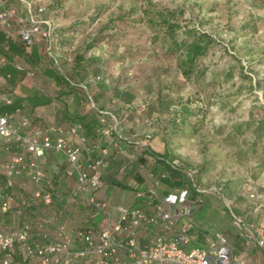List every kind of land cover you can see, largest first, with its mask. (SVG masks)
<instances>
[{
    "label": "rangeland",
    "instance_id": "obj_1",
    "mask_svg": "<svg viewBox=\"0 0 264 264\" xmlns=\"http://www.w3.org/2000/svg\"><path fill=\"white\" fill-rule=\"evenodd\" d=\"M152 5L181 10L183 26H195L215 39L207 55L199 59L200 73L196 76L185 77L175 56L165 53L159 40L152 41L155 30L149 27L145 17V10ZM50 7L54 33L59 31L68 36L63 55L52 69L67 82L61 84L73 90L70 93L74 92L77 112L87 110L84 92L72 87L71 82L80 83L86 77L91 78L88 76L102 75L108 83L91 82L88 91L100 108L111 111L117 118L120 107L113 100L129 104L120 127L128 140H139V132L147 130L158 141L162 132L167 135L178 132L164 137L167 154L198 171L204 186L224 187L235 180L264 177L255 159L264 139L256 145L257 149H248V142L253 138L249 132L253 128L244 130V123L250 121L253 125L264 118V0H51ZM78 55L82 61L76 65ZM46 59V64H51ZM38 62L39 59L34 60L32 65ZM33 76L37 86L51 94V78H54L51 73L37 71ZM52 94L55 98L61 96L54 89ZM126 94L133 96L132 101H127ZM137 102L146 103V109L140 110ZM54 107L59 108V104L51 106V110ZM181 108L185 109L183 113L179 112ZM175 113L182 114L185 121L173 131L167 122ZM155 120L159 123H150ZM240 123L247 133L238 138L229 136ZM121 144L124 149L129 148ZM137 149L141 150L138 146ZM240 151L248 152L244 154L248 159L241 160L236 154ZM114 154L118 161L125 160L122 153ZM153 163L152 158L143 168H137L149 180L140 189L142 192L151 183L149 173ZM125 172L117 169L107 175L111 173L116 178ZM104 180L106 184L107 178ZM259 189L262 205L252 216H240L254 227L264 224V187ZM135 198L132 191L113 187L108 203L110 207H130ZM226 198L232 206L231 199ZM200 200L193 216L194 228L198 227L202 235L195 238L197 242L205 247L216 233L227 230L235 253L240 255L246 251L230 224L223 198L209 194ZM244 205L245 202L242 208ZM250 249L253 254L264 255V249Z\"/></svg>",
    "mask_w": 264,
    "mask_h": 264
},
{
    "label": "built area",
    "instance_id": "obj_2",
    "mask_svg": "<svg viewBox=\"0 0 264 264\" xmlns=\"http://www.w3.org/2000/svg\"><path fill=\"white\" fill-rule=\"evenodd\" d=\"M42 11L27 1L26 14L21 15L9 0H0V30L7 40L21 44L25 57L31 56L35 36H40L43 54L55 65L54 30L48 20L39 17ZM5 60L3 56L1 64ZM15 66L33 75L25 64ZM71 84L83 90L85 107L98 120L92 138L80 121L68 127L49 124L27 135L23 129L31 126L28 119L15 125L10 114L0 111V147L17 149L0 162V264L246 263L222 232L203 248L191 246L194 213L200 199L209 194L223 198L230 224L245 250L264 249V224L254 227L243 220L232 211L222 187L204 186L192 170H183L182 186L164 193L161 189L168 172L151 171L147 190L135 191L143 200L142 206L110 208L104 180L109 149L102 146V139L108 138L116 146L123 140L146 150L152 135L146 132L139 140H128L119 127L125 113L117 118L100 108L86 82ZM146 105L139 106L144 111ZM49 150L62 153L66 159L57 180L39 161ZM136 160V154H130L120 171L128 170ZM68 178L72 182L61 189ZM247 191L250 197L261 200L251 183ZM72 206H81L79 215L73 213Z\"/></svg>",
    "mask_w": 264,
    "mask_h": 264
},
{
    "label": "crops",
    "instance_id": "obj_3",
    "mask_svg": "<svg viewBox=\"0 0 264 264\" xmlns=\"http://www.w3.org/2000/svg\"><path fill=\"white\" fill-rule=\"evenodd\" d=\"M26 2V0H9V5L11 7H14L19 14L25 15ZM30 2L35 8H42L43 11L40 13L39 17L41 19L48 20L51 23V0H30ZM59 34L61 33H59L58 31V33L56 32L53 35V53L57 59L62 57V53L65 50L63 44L66 42V40H68L67 34L62 33L61 36ZM43 46L44 40L38 35L35 36L32 54L29 57H25L22 46L19 42H12L10 44L7 41H0V61L3 56L6 58L3 64H1L0 62V109L11 104H15L17 106L16 109L12 112L6 111L2 113L10 114L12 116V122L15 125H19L23 119H28L31 123V126L23 129V133L27 135H30L36 130H40L53 123L61 125L63 127H68L73 123L76 116H83L80 121L84 125L85 134L89 138H92L95 135L97 126L99 125L95 114L87 110L82 113L76 111L77 107L74 92L70 93V91L73 90H68V88L66 89V87L55 80V74L52 69L53 66L51 64H46L47 59L43 54ZM13 47L15 48L13 49ZM3 52L5 54H3ZM37 59H39L38 64H34L33 66L32 62ZM44 59H46V61ZM17 63L25 64L33 71V74H35L37 71L51 73V76L54 77L51 78V94L48 92H44V89L42 90L37 86L36 82H34L33 75L29 76L27 75L25 70L17 69L15 66V64ZM53 89L58 90L61 93V96L58 98L53 97ZM96 90H98V88H96ZM56 104H59V108L54 107V109L51 110V106H54ZM137 105L140 108V102H137ZM147 120L148 119H146L145 121L147 122ZM85 124L86 126H94L92 132H90L91 135L86 131ZM149 131L150 130L139 132L140 137H142L144 133ZM101 143L102 146H107L109 149V156L106 160L105 166L106 175L104 176L105 178H107L105 190L107 202L108 196L113 187L127 189L135 193L137 189L140 190L142 187H144L147 181L149 182L146 176H141V174L137 172H141L142 170H138L137 168H143L144 165L148 164L149 159H152L150 155H147L148 153H144L142 150H138L137 146L131 143L126 144L125 142L119 141V145L116 146L115 144L109 143V139L105 137L102 139ZM121 143L125 144V147L129 148L124 149ZM153 143L155 145V142H153L152 140L150 144L152 145ZM162 146H164V144L160 145L161 149ZM166 150L168 149L166 148ZM16 151L17 149L14 148L9 151L3 147H0V162L10 158ZM119 152L126 156L124 158L125 160H117V154L114 153ZM130 154H136L137 156V160L133 163L135 166L133 164L130 165V168L126 170L125 174L121 175L120 177L115 178V176H113L111 173L107 175L108 172L113 173L117 169L120 170L121 165L127 161V158ZM140 157L145 160L144 164L139 162L138 159ZM39 161L45 169L49 170L48 172L51 178L53 177L57 180L61 177V171L66 164V159L62 153H58L52 150L46 151L45 155L42 156ZM120 163L121 165H119ZM161 169H163L162 166L155 162L151 166L152 171ZM143 177H146V179L144 180ZM64 180L65 181L61 183V189H66L68 187L67 185L72 182V179L70 178ZM232 185H235L237 187L232 188ZM262 185H264V181ZM244 186H247V188H245ZM168 189L169 188L164 187L163 189H161V192L164 193L168 191ZM247 189L248 182L246 185L245 181L237 182V180H235L234 182L226 186L225 197H228V194L231 191H235V193L237 194L239 192H247ZM142 201V199L135 198L134 203L130 207L138 206L142 204ZM108 206L110 207L109 203ZM71 209L75 215H79L82 211L81 206H72ZM191 237V246L200 245L195 239L198 237H202V235H200L198 227H195L193 229V231L191 232ZM252 250L253 249L246 250L239 256L247 259V264L264 263V255L259 253L253 254Z\"/></svg>",
    "mask_w": 264,
    "mask_h": 264
},
{
    "label": "trees",
    "instance_id": "obj_4",
    "mask_svg": "<svg viewBox=\"0 0 264 264\" xmlns=\"http://www.w3.org/2000/svg\"><path fill=\"white\" fill-rule=\"evenodd\" d=\"M145 13H146L145 17H146L147 24L149 25V27H151L152 29L155 30V32L153 34L152 41H158L159 40L161 46L165 49V53L173 54L175 56L177 66L180 68L182 74L185 77L190 78L191 76H193V75L196 76L198 73H200L198 61L201 57L207 55L212 44L215 43V39L211 36V34H209L208 32H205V31H201V30L197 29L195 26H190L188 24L183 26L181 24V14H182L181 10H173V9H170L167 7L159 8V7H155L152 5V7L149 6L148 9L145 10ZM1 40L3 42L7 41L10 44L12 43V41H9L5 38V36L2 32L0 33V41ZM88 47H90V46H88ZM14 48L15 47H13V49ZM3 54H5V53L3 52ZM76 61H77L76 65L80 64L82 61V56L78 55L76 57ZM51 65L53 67L55 66L53 64L52 60H51ZM97 76H99V74H97V75L94 74L92 76H88L91 78L86 77L85 79H83L84 82L87 83L88 89L91 88V82H95V84H97V85L99 83H108V80H106L102 75H101L100 79H98ZM54 77H55V80L60 84L62 82L67 83L61 75L60 76L55 75ZM72 87L79 88L80 90H82L77 84L72 85ZM126 98H127V101L130 102V101H132L133 96L131 94H126ZM113 101H114V103H118L117 105H119V107H120L121 113H120L119 117H121L123 115V113H125V116H126L127 112L125 109H126V107L129 106V104L126 103L124 100H123V102L121 100L120 101L118 100V102H116L117 99H114ZM16 107L17 106L15 104H11V105H7L5 107H2L0 109V111L1 112H6V111L12 112L16 109ZM184 110L185 109L181 108L179 110V112L183 113ZM180 113L172 114V116L170 118H168L167 123L168 124L170 123L171 127L173 128V131H176L180 122L185 121L184 118L182 117V114L180 115ZM81 118H83V116H76V118H74L73 122L80 121ZM125 119H126V117H125ZM125 119H124V121H125ZM124 121H122L120 123L119 127H121V124L123 125ZM150 123L155 125V124H158L159 121L158 120L150 121ZM244 125H245L244 130H249V129L253 128V131L249 132L252 134L253 138L251 139V141H249L251 143L248 142V146H247V147H249L248 149H252L253 147H256V145L261 143L259 141H262V139H264V118H261V120H258L253 125L251 124L250 121L244 123ZM85 126H86V124H85ZM93 127L89 126V125L86 126V131L88 132V134H90V132H92ZM241 127H242V123L236 125L235 126V129H236L235 132H232V134H230L229 136H234L237 138L243 137L247 132H244V130H242ZM150 133L152 135L151 141L153 140V142H155V145H154V143L152 145L149 143L148 148L146 150H142V151L144 153H148L153 158L155 163L161 165L162 168L168 172L169 177H168V179H166L163 182L164 187L171 185V188H169L168 190L172 191V190L182 186L183 183L185 182L184 175L182 172L185 169L192 170L196 174V177L199 181L198 171H195L194 169L187 166L183 162H180L179 160H174V159L169 158V156L167 154V150H166L167 140L164 139V137H166V136L168 137L171 134L176 135L178 132H169L168 135L166 134V132H162L161 133L162 138L160 141L155 139L152 132H150ZM134 141L135 140H133V142ZM131 144H134V143H131ZM161 144L162 145L164 144V146H162V149L160 147ZM256 149H257V147H256ZM247 153L248 152H243V151L236 152V154H239L240 155L239 157L242 158L241 160L248 159L247 157H244V154L247 155ZM255 159L257 160V163L259 164V168L261 169V172L264 171V144L261 145L260 153H259L258 157H256ZM138 160H139V162H141L143 164L145 162V160L142 157H140ZM263 181H264V177L250 178V179L248 178L247 180H245V183H246V185H247V182H248V184L251 183L253 185V187L255 188L256 192L259 195H261L259 188L264 186V185H262ZM222 188H223L224 195H225L226 186H224ZM245 188H247V186ZM245 188H244V190H245ZM228 197L232 201V206H231L232 211L241 217H242V214L252 216L253 212L255 210H257V208H259L261 206V203H262V199L260 200V199H258V197H254V198L250 197L248 191L247 192H245V191L239 192L237 194L235 193V191H231V192H229ZM243 202H245L246 205H244L242 208ZM233 206H235L237 208H234ZM222 233L227 236V238L231 244V240L228 236V231L225 230ZM194 247L203 248L204 246L198 245V246H194Z\"/></svg>",
    "mask_w": 264,
    "mask_h": 264
}]
</instances>
